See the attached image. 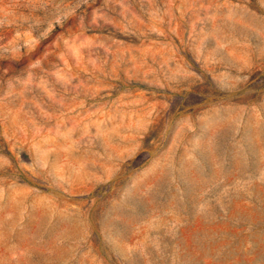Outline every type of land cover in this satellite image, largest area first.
I'll return each mask as SVG.
<instances>
[{"label":"rangeland","instance_id":"1","mask_svg":"<svg viewBox=\"0 0 264 264\" xmlns=\"http://www.w3.org/2000/svg\"><path fill=\"white\" fill-rule=\"evenodd\" d=\"M0 264H264V0H0Z\"/></svg>","mask_w":264,"mask_h":264}]
</instances>
